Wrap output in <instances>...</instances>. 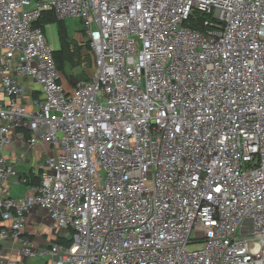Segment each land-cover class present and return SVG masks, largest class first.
<instances>
[{"label":"built area","instance_id":"obj_1","mask_svg":"<svg viewBox=\"0 0 264 264\" xmlns=\"http://www.w3.org/2000/svg\"><path fill=\"white\" fill-rule=\"evenodd\" d=\"M47 10L82 20L89 79L64 84ZM14 136L51 145L37 183ZM36 208L62 231L40 251ZM8 239L48 264H264V0H0V264H24Z\"/></svg>","mask_w":264,"mask_h":264},{"label":"crops","instance_id":"obj_2","mask_svg":"<svg viewBox=\"0 0 264 264\" xmlns=\"http://www.w3.org/2000/svg\"><path fill=\"white\" fill-rule=\"evenodd\" d=\"M16 76L24 85V101L30 103L32 97L36 95L35 86L27 77ZM2 153L21 174L29 176L32 183H37L40 172L46 166L47 157L52 154V148L48 143H39L32 146L18 136H14L12 144L6 146ZM4 189L13 196L33 193L29 184H15L13 178L5 184ZM4 224H7V222ZM24 232L33 238L35 249L39 251L52 245L58 239L59 234L61 235L62 233L47 211L37 208L29 214ZM5 246L9 250L7 253L8 257L19 259L24 264H48V259L44 257L22 258L17 251L12 249V239H8L5 242Z\"/></svg>","mask_w":264,"mask_h":264},{"label":"rangeland","instance_id":"obj_3","mask_svg":"<svg viewBox=\"0 0 264 264\" xmlns=\"http://www.w3.org/2000/svg\"><path fill=\"white\" fill-rule=\"evenodd\" d=\"M35 0H32V4ZM31 6H28L30 8ZM63 27L66 36L69 40L67 46L69 48V60L66 62V72L63 76L64 84L69 87L70 76H75L78 80L89 79L93 71V57L90 54L88 46L82 44L87 40L84 38L83 22L79 18H58L56 22L46 24L44 27L45 37L48 44L53 50L60 49L61 42L59 30ZM92 53V52H91Z\"/></svg>","mask_w":264,"mask_h":264},{"label":"trees","instance_id":"obj_4","mask_svg":"<svg viewBox=\"0 0 264 264\" xmlns=\"http://www.w3.org/2000/svg\"><path fill=\"white\" fill-rule=\"evenodd\" d=\"M57 20L58 18L56 17L55 13L53 11L47 10L43 13V16L39 19L36 25L42 27L44 30V27L46 24L56 22ZM82 33L84 34V31H82ZM59 36H60V42H61L60 49L53 50V51H54V57L57 62L58 69L64 76L66 72V62L69 60V48L66 43V42H69V40L66 36V33L63 27H61L59 30ZM82 44L88 46L90 49V45L88 41ZM90 54H92L91 49H90ZM92 66L93 64L91 65V67Z\"/></svg>","mask_w":264,"mask_h":264},{"label":"water","instance_id":"obj_5","mask_svg":"<svg viewBox=\"0 0 264 264\" xmlns=\"http://www.w3.org/2000/svg\"><path fill=\"white\" fill-rule=\"evenodd\" d=\"M200 23H201V25H203L204 18H200ZM70 82L72 83V85H76L78 83V79L72 75V76H70Z\"/></svg>","mask_w":264,"mask_h":264}]
</instances>
